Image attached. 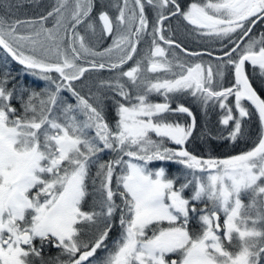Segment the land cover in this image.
I'll return each instance as SVG.
<instances>
[{"label":"snow or ice","instance_id":"obj_1","mask_svg":"<svg viewBox=\"0 0 264 264\" xmlns=\"http://www.w3.org/2000/svg\"><path fill=\"white\" fill-rule=\"evenodd\" d=\"M33 3L21 19V0H0V264H264V97L248 71L264 82V33L251 35L264 0ZM172 20L219 48L189 49ZM9 57L45 87L20 83ZM181 97L219 107L225 142L254 109L257 141L196 154Z\"/></svg>","mask_w":264,"mask_h":264},{"label":"rangeland","instance_id":"obj_2","mask_svg":"<svg viewBox=\"0 0 264 264\" xmlns=\"http://www.w3.org/2000/svg\"><path fill=\"white\" fill-rule=\"evenodd\" d=\"M29 1L30 0H21V4L23 5V7L17 13L19 18L24 19L26 17H31L34 14H36V12L38 13L39 11L43 10V8H37L34 3L30 4ZM31 1H33V0H31ZM39 2L44 7H49L53 3H55V0H39ZM113 2H114V0H97L98 5L101 3L108 5V4L113 3ZM28 9H30V12H28ZM109 11H111L113 15L116 14L115 10L112 8H109ZM148 14L152 16V12L150 9H149ZM182 25H183V22L178 23L176 20L171 21L172 29L176 30V32H178L179 35L181 34L182 38L188 39L189 37H187L185 34L186 33L185 27ZM80 31L82 33H84L85 30H84V28H81ZM184 36H186V37H184ZM87 38L90 40V42L93 45L100 48L101 50L104 47H107L109 44L112 43L111 40H99L98 41L96 38L91 37L90 34H87ZM252 38L259 39L260 37L257 35H254V36H252ZM183 41L185 42L186 39ZM144 46L145 45L140 46V55L144 54L143 49L146 48V46L145 47ZM8 59L10 61L8 63V65H10L12 63V61H11L10 57ZM204 59L207 60L208 58L205 57ZM0 67H3V56L2 55H0ZM8 69H10L12 71L13 75H17L19 77L20 83L27 85L30 88H35L36 90H40L41 88L45 87V84H46L45 81L39 79L38 77H34L29 73H24L22 70V66H20V68H17L16 70H12V68H10V67H8ZM248 71H249V74L253 76V80H254L256 87L264 95V82H262V79L259 75V70L257 69V71L253 74L252 68H251V66H249ZM97 74L98 73L95 74L94 72L86 73L87 80L85 82L89 85H95V84H99L100 80L109 79L112 76V74L109 73L108 71H106L104 73V75H106L105 77H96ZM53 75H55V74H53ZM78 87H79V85H78ZM93 90H95V89H93ZM85 91H87V89H85ZM188 98H186V99L181 98V100L186 105L191 107V109L193 110V112L197 118V128L195 131L194 138L201 136V139H202V141H204V145L207 146V148H209V146L212 145V148L216 147L217 153H223L224 155H230V154L234 155V154H238L241 151H246L251 146H253V144L255 142V140L253 141V139H254L253 137L256 134H257V137H256V141H257L258 136H259V132H260L258 120H257L258 125L256 126V128H257L256 134L249 137L243 145L239 143V140L237 142L233 143L231 141L225 142L224 140L215 138V137L220 136L221 134L224 136L228 135V132H227V130H225V127L219 124V119H220V114H221V110L219 109V107L213 106L212 104H209L207 106V108H205L204 106L194 102L192 99H191V102L187 101ZM152 99L155 102H163V97H161V96H153ZM185 101H187V102H185ZM109 118H111V114L109 115ZM247 123H248L247 120H245L244 128L246 127ZM246 130L248 131L247 127H246ZM196 133H197V136H196ZM208 133H210V135H208ZM194 138L191 140V143L194 142ZM169 146L175 147L174 145H171V144H169ZM208 155H212L210 151L208 154H206L205 157H207ZM104 158L108 159L110 157L105 156ZM149 166L152 167L153 169L163 166V167H165L166 172L169 175H176L178 170L180 169L179 165H177L175 163H170V162H159V161H157V162H152Z\"/></svg>","mask_w":264,"mask_h":264},{"label":"trees","instance_id":"obj_3","mask_svg":"<svg viewBox=\"0 0 264 264\" xmlns=\"http://www.w3.org/2000/svg\"><path fill=\"white\" fill-rule=\"evenodd\" d=\"M29 3L32 4L33 1L30 0ZM28 12H30V9H28ZM149 16L151 17V15H149ZM174 31H175V38L178 41L181 40L189 49H193V50H196V51H201L205 47H209V48H219V44L213 45V44H211L209 42L197 40L194 36L190 35V33L188 31H186V33L184 32L186 34V36L189 37L188 39L187 38H182L181 37V34L179 35V33L176 32V30H174ZM262 33H264V23H261L260 21H258L257 24L253 27V32H252L251 35L252 36L257 35V36L260 37ZM186 36H184V37H186ZM185 39H186V41L184 42L183 40H185ZM143 51H145V48L143 49ZM7 67L12 68V70H16L17 68H20V65L16 64L14 61H12V63L10 65H7ZM105 72L106 71H104L102 73H98L96 75V77H105L106 76V75H104ZM94 73L96 74L97 72H94ZM253 83H254V80H253ZM254 86L256 87L255 83H254ZM256 89L258 91V94H261L262 97H264L263 93L260 92L257 87H256ZM181 98L186 99L188 97H181ZM187 101L191 102V97H189L187 99ZM187 101H185V102H187ZM252 113L253 114H252L251 117L245 119L248 122L246 124V127L248 128V131L246 130V127H245L244 128V130H245L244 131V135L239 139V143L242 144V145L247 141V139L249 137H251L252 135L256 134V132H257L256 126L258 125V123H257L258 116L255 114V110L254 109H252ZM109 119L111 120L112 117L109 118ZM196 136H197V133H196ZM256 137H257V134L253 137L254 138L253 141L255 140V142H256ZM188 146H189V149L190 150L194 151L198 155L202 154V155L206 156V154H208L209 151H210L213 156H218V157L225 156L223 153H217L216 147H213L212 148V145H210L209 148H207V146L204 145V141H202L201 136L200 137H197V138H194V142L191 143ZM117 235H118V229L113 230V232L111 234L112 238L113 239L116 238ZM52 254L54 255L55 252L53 251Z\"/></svg>","mask_w":264,"mask_h":264}]
</instances>
